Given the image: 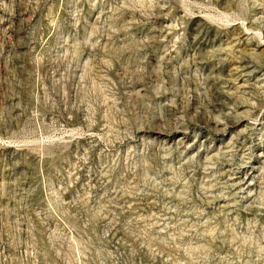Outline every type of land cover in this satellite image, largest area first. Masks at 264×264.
<instances>
[{
    "label": "rangeland",
    "instance_id": "rangeland-1",
    "mask_svg": "<svg viewBox=\"0 0 264 264\" xmlns=\"http://www.w3.org/2000/svg\"><path fill=\"white\" fill-rule=\"evenodd\" d=\"M0 264H264V0H0Z\"/></svg>",
    "mask_w": 264,
    "mask_h": 264
}]
</instances>
